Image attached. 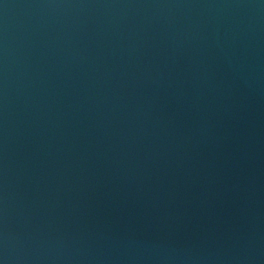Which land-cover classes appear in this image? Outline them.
I'll return each mask as SVG.
<instances>
[{"label":"water","instance_id":"1","mask_svg":"<svg viewBox=\"0 0 264 264\" xmlns=\"http://www.w3.org/2000/svg\"><path fill=\"white\" fill-rule=\"evenodd\" d=\"M0 264H264V0H0Z\"/></svg>","mask_w":264,"mask_h":264}]
</instances>
